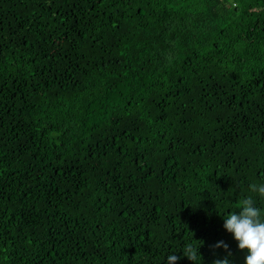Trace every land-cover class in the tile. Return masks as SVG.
<instances>
[{"label": "trees", "instance_id": "trees-1", "mask_svg": "<svg viewBox=\"0 0 264 264\" xmlns=\"http://www.w3.org/2000/svg\"><path fill=\"white\" fill-rule=\"evenodd\" d=\"M260 182L264 0H0V264H244Z\"/></svg>", "mask_w": 264, "mask_h": 264}, {"label": "clouds", "instance_id": "clouds-1", "mask_svg": "<svg viewBox=\"0 0 264 264\" xmlns=\"http://www.w3.org/2000/svg\"><path fill=\"white\" fill-rule=\"evenodd\" d=\"M251 192L258 197H264V182L253 183L250 186ZM223 227L232 234L237 241V247L246 250L244 264H264V208L257 205L253 196H245L241 201L239 211H232L223 215ZM215 246L228 245L223 241H217ZM183 255L200 264L196 259L199 256L198 248L189 244L182 249ZM179 257L172 252L166 256L165 264H175ZM214 264H230V261L219 259Z\"/></svg>", "mask_w": 264, "mask_h": 264}]
</instances>
